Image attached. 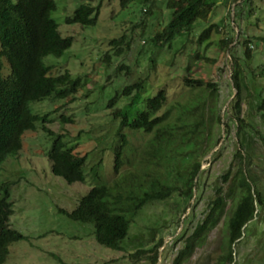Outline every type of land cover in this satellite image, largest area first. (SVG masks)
<instances>
[{"label":"rangeland","instance_id":"1","mask_svg":"<svg viewBox=\"0 0 264 264\" xmlns=\"http://www.w3.org/2000/svg\"><path fill=\"white\" fill-rule=\"evenodd\" d=\"M55 1L57 10L52 13V19L59 25L61 35L72 38L73 43L63 56H48L44 62L51 68L52 75L68 71L72 78H81L84 83L72 102L66 98L32 103V113L42 118L37 123V130L27 131L23 137V149L1 166L0 185L9 184V198L13 204L10 225L24 236L23 240L10 246L5 264H149L147 254H140L138 258L133 255L152 249L161 239L164 245L159 252L158 264H172L197 225L210 212L217 185H221L225 193H230L232 177L237 171L233 157L240 139L247 144L252 159L249 181L264 199L263 142L256 135L241 133L240 137L237 126L226 118L224 123L231 124L226 138L223 126H214L211 131L213 140L220 136L223 141L203 160L198 199L191 201V208L182 211L183 201L178 196L147 205L133 220L129 235L122 243V251L99 245L93 225L73 221L62 213L61 210L74 211L93 187L113 176V153L101 151L103 146L112 145L116 130L106 110L109 100L125 86L145 79L149 74L148 93L166 87L170 100L178 97L183 91L182 79L189 63L188 50L199 49L196 41L210 25L218 26V30L214 29L209 40L199 49L204 59L192 66L190 77L216 83L220 91L221 113L230 110L236 91L231 84L229 49L222 41L235 38L230 50L236 47L237 55L244 60L247 46L242 36L264 38V0H250L248 3H243L244 0L237 3L215 0L208 21L196 23L188 40L193 45L187 46L186 53L177 52L184 39L175 41L172 49L163 51H158L152 44L151 38L169 22L171 11L165 0H151L148 6L144 0H134L125 10L121 8L120 0ZM88 1L94 7L100 6L96 25L67 24L66 19L73 17L76 9ZM123 36L130 42V48H124L121 57H114L115 51L109 43ZM248 48L264 65V45L250 43ZM107 55L112 56L110 65L105 61ZM150 57L157 60L153 70ZM121 65L128 66L129 72L118 73ZM248 108L247 102L243 103L242 114L251 116L258 130L264 133L260 117L255 110ZM62 116L72 118L73 122L62 123ZM43 126L56 134H65L63 141L67 146L69 143V147L80 156L88 155L84 183L69 184L52 173L48 154L53 138ZM125 133L132 149H138L152 137L131 130H125ZM130 156L134 158V153ZM102 159L104 162L99 168L96 165ZM229 170L232 175L228 182H224L222 177ZM233 206L234 201L229 199L219 225L207 235L202 245L195 247L183 264H217L226 254V223ZM233 255L231 264H264V207H260L257 218L247 225L241 240L234 245Z\"/></svg>","mask_w":264,"mask_h":264},{"label":"trees","instance_id":"2","mask_svg":"<svg viewBox=\"0 0 264 264\" xmlns=\"http://www.w3.org/2000/svg\"><path fill=\"white\" fill-rule=\"evenodd\" d=\"M90 1L81 4L73 17L66 19V23L95 26L100 6L94 7ZM133 1L120 0L121 8L127 9ZM144 1L147 6L151 3V0ZM165 1L171 11L169 22L151 41L154 48L163 51L172 49L175 41L184 39L183 46L177 51L182 53L188 50L189 44L193 45L188 40L196 23L208 21L215 0ZM239 1L234 0L235 3ZM249 1L244 0L243 3ZM56 10L55 0H0V169L10 156L23 149L24 134L37 130V123L42 118L32 113V103L66 98L72 102L83 88L81 78H72L68 71L54 76L44 62L48 56H63L73 43L72 38L61 35L59 25L52 19L51 15ZM214 29L218 30V26L210 25L202 31L196 41L199 49L209 40ZM242 38L247 46L244 60L237 55L236 47L230 50L235 38L222 41L223 46L229 49L231 84L236 91L230 110L223 114L218 85L190 77L192 66L204 59L199 49L188 50L189 63L182 79L183 91L178 97L170 100L166 87L148 93L149 74L145 79L125 86L109 100L106 110L116 130L112 145L103 146L101 151L110 150L113 153V176L93 187L74 211L61 210L73 221L93 225L99 245L122 251V243L129 235L133 220L149 204L178 196L183 201L182 211L191 208V201L198 199L204 172L203 160L223 141L220 136L212 139L214 126H223L226 138L231 129L230 123H234L240 137L241 133L256 135L264 145V133L258 130L251 116L242 114L243 103L247 102L248 109L255 110L264 125V65L248 48L250 43L263 46L264 38ZM109 45L115 51L114 57H121L124 48H130V42L125 41L124 36L110 41ZM111 59L112 56L107 55L106 64L110 65ZM149 60L153 70L157 60L152 57ZM123 71L128 73L129 67L121 65L118 73ZM226 118L230 123H224ZM61 120L62 123L73 122L72 118L65 116ZM43 129L53 138L48 154L52 173L69 184L84 183L88 155L80 156L73 147H69V143L67 146L63 141L65 134H56L46 126ZM125 130L143 132L152 137L138 149H132ZM238 145L233 157L237 171L232 177L230 193H225L221 185H217L210 212L197 225L172 264H183L195 247L203 244L207 235L219 225L227 201L232 199L234 206L226 223L227 251L217 263L231 264L234 245L241 240L247 225L257 218L260 207H264L262 194L249 181L252 159L248 146L243 139ZM131 153H134V158ZM103 162L102 159L96 166L100 168ZM231 175L229 170L222 177L223 181L228 182ZM9 188V184L0 185V264L6 263L10 246L24 239L10 225L13 204ZM163 245L161 239L152 249L141 250L133 256L138 258L140 254H147L149 264H158Z\"/></svg>","mask_w":264,"mask_h":264}]
</instances>
